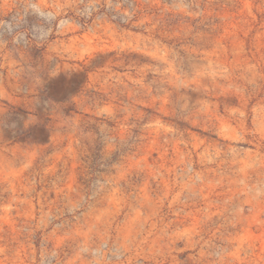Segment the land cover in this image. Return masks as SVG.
Masks as SVG:
<instances>
[{"label": "rangeland", "instance_id": "obj_1", "mask_svg": "<svg viewBox=\"0 0 264 264\" xmlns=\"http://www.w3.org/2000/svg\"><path fill=\"white\" fill-rule=\"evenodd\" d=\"M0 264H264V0H0Z\"/></svg>", "mask_w": 264, "mask_h": 264}, {"label": "trees", "instance_id": "obj_2", "mask_svg": "<svg viewBox=\"0 0 264 264\" xmlns=\"http://www.w3.org/2000/svg\"><path fill=\"white\" fill-rule=\"evenodd\" d=\"M47 99L50 100L49 97H47ZM33 130L35 131V133L31 135H28L26 133H21V135L18 137L19 140L22 142L29 140L30 142L33 143L42 144L45 140L43 138V134H45L46 127L44 125L35 126Z\"/></svg>", "mask_w": 264, "mask_h": 264}]
</instances>
